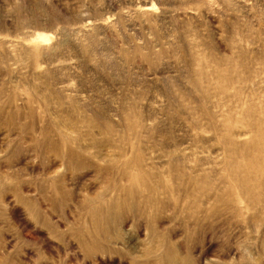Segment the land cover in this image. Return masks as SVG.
I'll use <instances>...</instances> for the list:
<instances>
[{
    "label": "rangeland",
    "instance_id": "1",
    "mask_svg": "<svg viewBox=\"0 0 264 264\" xmlns=\"http://www.w3.org/2000/svg\"><path fill=\"white\" fill-rule=\"evenodd\" d=\"M263 134L264 0H0V264H264Z\"/></svg>",
    "mask_w": 264,
    "mask_h": 264
},
{
    "label": "bare ground",
    "instance_id": "2",
    "mask_svg": "<svg viewBox=\"0 0 264 264\" xmlns=\"http://www.w3.org/2000/svg\"><path fill=\"white\" fill-rule=\"evenodd\" d=\"M261 135H260V138L263 139L264 134H263V136H261ZM257 139H258V133H256L253 136V138L250 142L244 143L243 145L239 144L238 146L236 143H234V141H232V139L229 136H225V139H224V142H226L227 149L229 152V155H228L229 160L231 161L230 166L228 167L227 171H229V168H230L231 172H229V173L232 174L231 176H233V178L235 180L234 184H236L238 188L243 190L244 196L247 197L248 200H251V201H257V199H259V198H257V197H259L258 195H255L254 193L251 192L252 188H254V187L250 188L251 186H250L249 180L252 178L253 174H255L257 172V170L261 168L259 166L261 162L255 160V159L254 160L251 159V160H248V162H245V164L243 163L244 165H242V156H245L244 154H242V152H243L242 146H243V149L250 148L252 150V148H255V143L258 142ZM262 164H263V162H262ZM261 166H263V165H261ZM262 169H263V167H262ZM252 181H251V183H252ZM257 182H259V181H257ZM229 188H230V186H229ZM240 192H242V191H240ZM241 194H240V196H241ZM227 198H229V197H227Z\"/></svg>",
    "mask_w": 264,
    "mask_h": 264
}]
</instances>
